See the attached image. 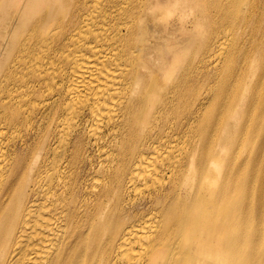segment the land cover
Wrapping results in <instances>:
<instances>
[{"label":"bare ground","instance_id":"obj_1","mask_svg":"<svg viewBox=\"0 0 264 264\" xmlns=\"http://www.w3.org/2000/svg\"><path fill=\"white\" fill-rule=\"evenodd\" d=\"M0 264H264V0H0Z\"/></svg>","mask_w":264,"mask_h":264}]
</instances>
